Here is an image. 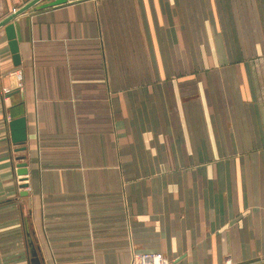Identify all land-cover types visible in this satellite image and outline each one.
<instances>
[{
    "label": "crops",
    "instance_id": "1",
    "mask_svg": "<svg viewBox=\"0 0 264 264\" xmlns=\"http://www.w3.org/2000/svg\"><path fill=\"white\" fill-rule=\"evenodd\" d=\"M12 22L0 264H31L27 228L43 264H264V0H68Z\"/></svg>",
    "mask_w": 264,
    "mask_h": 264
},
{
    "label": "water",
    "instance_id": "2",
    "mask_svg": "<svg viewBox=\"0 0 264 264\" xmlns=\"http://www.w3.org/2000/svg\"><path fill=\"white\" fill-rule=\"evenodd\" d=\"M45 1V2H43ZM68 0H27L23 5L16 8L13 12L9 13L6 17L0 20V28L4 27L9 48L12 53V59L14 65L18 66L21 63V57L19 53V44L16 35L15 25L12 22L17 16L21 15L22 13L26 12L29 9H37V8H44L55 6L59 4H63ZM10 130H11V139L12 142L16 145H19L17 148L18 151H22L25 149V142L27 139V127H26V118L25 117H18L13 119L10 122ZM19 159H24V156H20ZM18 174L23 175L27 173L26 163L20 162L18 164ZM26 184H22L21 187H26ZM27 192L24 191L21 194H26ZM27 240L30 249V262L31 264H43L42 258L38 254V249L36 248L35 242L32 238L29 228H27Z\"/></svg>",
    "mask_w": 264,
    "mask_h": 264
},
{
    "label": "built area",
    "instance_id": "3",
    "mask_svg": "<svg viewBox=\"0 0 264 264\" xmlns=\"http://www.w3.org/2000/svg\"><path fill=\"white\" fill-rule=\"evenodd\" d=\"M132 264H178L161 252H139L133 254ZM223 264H236L231 258H227Z\"/></svg>",
    "mask_w": 264,
    "mask_h": 264
}]
</instances>
